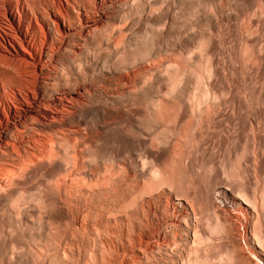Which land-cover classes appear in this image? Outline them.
<instances>
[{"label": "bare ground", "instance_id": "6f19581e", "mask_svg": "<svg viewBox=\"0 0 264 264\" xmlns=\"http://www.w3.org/2000/svg\"><path fill=\"white\" fill-rule=\"evenodd\" d=\"M165 2L0 0V209L18 229L39 225L34 264L72 258L55 239L62 226L82 238L73 253L84 264H140L171 251L168 228L192 231L199 250L192 223L202 201L184 155L195 126L211 118L213 90L198 102L170 95L183 62L161 54L150 62L134 50L146 41L128 35L132 19ZM148 75L161 83L158 95ZM37 175L49 183L30 187ZM218 188L205 198L225 217L236 263L264 264V193L234 176ZM186 254L179 264H205Z\"/></svg>", "mask_w": 264, "mask_h": 264}, {"label": "rangeland", "instance_id": "374dc122", "mask_svg": "<svg viewBox=\"0 0 264 264\" xmlns=\"http://www.w3.org/2000/svg\"><path fill=\"white\" fill-rule=\"evenodd\" d=\"M160 7L157 5L152 12L132 19L133 27L128 34L131 42L146 41L134 50L149 56L150 62L158 54L168 58L171 66L177 59L183 62L182 73L172 74L171 79H181L175 92L171 86L166 89L170 95L175 94L182 100L195 98L198 102L206 91L213 90L209 91L213 97L212 121L205 117L202 124L195 126L196 136L188 137L189 146L184 155L186 162L193 163L190 179L202 201L197 223L192 226L198 224L203 242L196 250L199 244L192 231L189 235L174 236L168 228V237L176 242L171 251L154 253L140 264H179L181 253L198 255L205 264L222 260L237 264L232 237L224 231L228 225L225 217L205 197L207 192L217 196L215 191L222 189L218 186L229 176L249 180L252 190L264 193V0H166L163 10ZM154 38L155 44H152ZM156 79L151 75L144 78L152 87L153 95L161 90V83ZM181 106L177 102L172 111L176 113ZM186 119H191L190 113ZM164 136L172 139L176 135L167 131ZM27 182L30 187L49 183L42 175L28 177ZM216 201L223 205L220 199ZM8 219L0 209V264H34L35 247L41 241L39 225L30 222V229H18ZM57 228L56 232L59 229L60 232L55 234L56 241L63 248L69 246L65 248L69 258L72 257L67 261L62 258L64 261L58 260L57 264H84V257L79 260L78 254L73 253L82 238L73 227ZM47 229L50 230L49 225ZM47 242L51 241L47 239ZM46 264L53 262L48 259Z\"/></svg>", "mask_w": 264, "mask_h": 264}]
</instances>
